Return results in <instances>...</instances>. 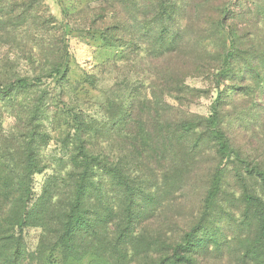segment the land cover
Listing matches in <instances>:
<instances>
[{"label": "rangeland", "instance_id": "rangeland-1", "mask_svg": "<svg viewBox=\"0 0 264 264\" xmlns=\"http://www.w3.org/2000/svg\"><path fill=\"white\" fill-rule=\"evenodd\" d=\"M22 1L40 17L36 23L49 16L55 26L36 33L31 23L0 22V87L44 73L56 58L52 27L65 30L68 72L63 81L43 78L0 96V264H162L191 230L207 242L192 253L196 264H264V252L252 244L264 215V184L223 165L203 130L220 91L221 127L247 159L264 163V0H184L175 41L151 52L149 38L147 52H134L130 62L121 61L123 48L104 45L87 26L94 19L100 25L99 0ZM225 17L227 39L218 28ZM227 54L232 67L217 87ZM130 87L134 110L117 123L123 107L113 114L109 106L128 105ZM168 91L173 98L162 96ZM71 111L96 121L89 150L123 173L93 177L84 203L96 231L78 237L80 259H64L54 248L75 178Z\"/></svg>", "mask_w": 264, "mask_h": 264}, {"label": "trees", "instance_id": "trees-1", "mask_svg": "<svg viewBox=\"0 0 264 264\" xmlns=\"http://www.w3.org/2000/svg\"><path fill=\"white\" fill-rule=\"evenodd\" d=\"M28 7L27 2L22 0L18 2H14V0H0V22H4L5 20L19 22L15 26H23L31 23L35 29L39 28L36 33H40V26L46 23L55 26V21L49 16L47 19H43L39 23H36V19L40 20V17H36L37 14L33 12L29 13ZM183 7L184 0H99V4L96 7L99 14L96 15L101 18L98 21L100 25H95V19L92 22H86V24L90 26L92 32L94 31L99 34L104 45L123 48L124 52L121 61L130 62L134 52H137L138 55L142 52V49L147 52L148 48L145 47L144 49V44H148L149 38L154 40L151 52H153L154 48H158V50L162 51L175 41L176 33L173 31V28H175L174 24ZM27 14H31L32 17L26 18L25 16ZM23 15L25 16L23 17ZM224 15H226L225 12ZM227 18L225 17L218 21V28L223 33V36L226 37L225 39H227ZM11 27L14 26L10 25V28ZM52 28L56 29V32H58V34L53 37L54 42L56 41L57 44L56 50L54 51L56 55L55 60L49 63L47 68L45 67L44 73L39 76L19 77L8 86L0 87V96L6 95L10 97L14 90H28L35 84L41 85L43 78L54 83L63 81L66 78L69 59L67 37L65 30L62 29L63 27L60 29L61 31H57L56 27ZM228 40L229 46L231 48L234 47V42L231 41L232 39L229 38ZM139 42L140 44L142 42L140 49L135 50L134 45ZM232 60L233 55L227 54L221 67L217 69V87L221 85L223 79H226V77L223 76H227L228 72L231 70ZM116 63L117 60H113L109 61L108 64H114L115 66ZM128 90H132V88L130 87ZM151 93L152 91H149L148 96L151 97ZM128 95L130 97L128 105L123 103V100V105L121 103L118 106L113 103L109 106V109L113 110V114L117 112L120 113L121 107H123L121 111L122 114L120 113L121 117L117 120V123H120L123 119L126 122L128 118L131 117L134 110L136 104L133 99L136 95L134 89L128 93ZM162 96L165 99L173 98L169 91L163 93ZM220 99L221 92L218 91L216 99L210 108L209 115L205 119L203 125L204 132L215 141L217 152L223 165L233 164L236 167H240L243 172L247 173L249 176L258 177L264 184L263 161L256 160L252 162L247 159L248 156L242 153L237 142L230 137L223 127H221L220 108L217 105ZM142 103L147 104L148 102L144 101ZM39 109L40 108L37 107L35 112L39 113ZM69 114L71 135L74 138L78 153L71 158V160L74 161L73 169L75 172L73 193L70 205L61 220V232L54 248L62 253L64 259H80L82 255L77 250L78 237L81 233V235H83L84 232L94 233L96 231L95 227L97 220L91 216V213H87L84 203L89 194L91 185L95 182L93 177H96V173L101 171L106 175L116 178V176L121 175L122 172L117 164H111L108 158H100L89 150L90 135L92 132H95V126L93 125L96 121L87 119L81 113L71 111ZM106 116L105 119H107ZM37 170H40L38 166ZM221 176L222 173L219 172L216 173L213 178L211 188L206 198V208H208L210 200L218 190ZM97 185L100 191L99 184ZM22 218L19 223L20 227H24L27 224L26 216ZM259 230V234L252 244L253 248L259 247V250L264 252V215H262ZM192 231L193 230L184 233L182 242L172 247V252L167 255L162 264H196L192 257V253L197 247L205 246L207 242L203 238H197Z\"/></svg>", "mask_w": 264, "mask_h": 264}]
</instances>
